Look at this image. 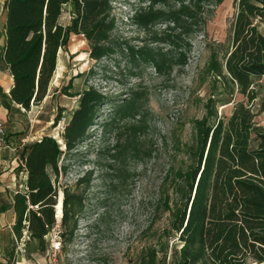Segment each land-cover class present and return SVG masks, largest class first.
Here are the masks:
<instances>
[{
	"label": "trees",
	"instance_id": "1",
	"mask_svg": "<svg viewBox=\"0 0 264 264\" xmlns=\"http://www.w3.org/2000/svg\"><path fill=\"white\" fill-rule=\"evenodd\" d=\"M224 1L136 0L125 19L147 36L142 45L132 46L128 39L114 35L118 28L115 0H4L0 70L10 72L13 86L9 93L0 86V103L9 113L24 116L32 104L45 101L61 51L67 50L72 34L86 37L90 58L96 61L126 55L136 65L152 66L160 74L186 66L193 38L206 33L211 13ZM68 4L71 23L64 25L60 17ZM235 15L229 48L222 58L218 51L212 52L202 71V82H210V96L203 117L192 120L196 133L188 153L192 162L175 173L172 183L177 198L171 204L168 199L164 202L170 215L165 239L142 250L134 264H264V126L255 124L253 108L259 97L254 77L264 78V0H237ZM236 94L243 99H235ZM139 95L115 99L93 85L85 88L63 128L65 148L50 135L22 143L24 131L16 137L7 133L20 160L16 172L27 173L26 189L15 192L12 204L17 239L27 232L34 251H48L57 223L60 157L90 139L91 129L107 118L106 107H113L103 122L106 134L125 119L142 116L137 110ZM221 95L228 103H236L228 117L218 110ZM260 108L264 111V99ZM58 115L55 123L61 120ZM141 127L133 126L134 133ZM254 133L256 147H252ZM133 141L126 147H132ZM121 154L124 151L112 156ZM92 180L88 170L77 185L88 187ZM62 193L60 237L67 244L80 226L79 215L86 203L83 193H69L67 187ZM170 240L174 241L171 247Z\"/></svg>",
	"mask_w": 264,
	"mask_h": 264
},
{
	"label": "rangeland",
	"instance_id": "2",
	"mask_svg": "<svg viewBox=\"0 0 264 264\" xmlns=\"http://www.w3.org/2000/svg\"><path fill=\"white\" fill-rule=\"evenodd\" d=\"M135 1L115 0L118 28L114 35L120 40L128 39L132 46H140L147 34L125 19L135 8ZM3 2L0 0L1 17L5 13ZM71 10L68 4L60 17L64 25L71 23ZM236 11L237 0H225L217 6L206 33L193 38L187 65L161 74L152 66L136 65L126 55L96 61L90 58L86 37L70 35L45 101L32 104L30 110L23 111L24 116H13L25 117L24 139L29 143L50 135L65 148L63 128L79 106L81 92L92 85L115 99L139 93L137 110L144 114L125 119L106 134L103 122L113 111L112 106L106 107L103 112L107 118L91 129L90 139L77 151L60 157L58 162L63 168L57 183V223L50 233L48 251L41 252L50 264H134L142 250L165 239L170 215L164 202L168 199L171 204L177 198L172 182L176 171L187 169L192 162L188 156L196 138L192 120L203 117L204 103L210 96V82H202V71L212 52L218 51L222 58L229 48ZM2 21L0 18V27ZM254 88L259 93L253 106L255 124L264 126V111L260 108L264 99L263 77H254ZM234 98L240 100L243 96L236 94ZM235 104L221 95L220 115L230 116ZM59 113L61 120L55 123ZM141 124L143 127L135 134L133 126ZM129 140H134L130 148L126 147ZM252 140V147H256L255 133ZM122 151L124 154L113 158ZM88 170H92L91 184L78 186V180ZM65 187L69 193H83L86 203L79 215L80 226L73 241L67 244L60 237ZM59 242L61 249L56 251ZM173 243L169 241L170 247ZM34 248L35 243L29 244L26 238L25 253Z\"/></svg>",
	"mask_w": 264,
	"mask_h": 264
},
{
	"label": "crops",
	"instance_id": "3",
	"mask_svg": "<svg viewBox=\"0 0 264 264\" xmlns=\"http://www.w3.org/2000/svg\"><path fill=\"white\" fill-rule=\"evenodd\" d=\"M1 15L2 12L0 18L4 20L5 13L3 17ZM12 83L13 77L10 72L0 70V86L4 88V91L9 93L13 86ZM15 114L9 113L0 103V120L5 123L6 131L12 137H16L24 129L25 117H13ZM12 144L13 142L9 144L10 148L2 151L0 159V264H50L44 253L34 250L25 253L17 249L18 239L13 229L16 214L12 204L14 194L19 187L23 185L24 188L21 190L26 189L27 173L24 170L16 172L20 160L16 151L11 149L14 148Z\"/></svg>",
	"mask_w": 264,
	"mask_h": 264
},
{
	"label": "built area",
	"instance_id": "4",
	"mask_svg": "<svg viewBox=\"0 0 264 264\" xmlns=\"http://www.w3.org/2000/svg\"><path fill=\"white\" fill-rule=\"evenodd\" d=\"M27 142V139H23L22 143ZM10 148L9 143L7 141V131H6V126L5 123L0 120V159H1V153L4 149ZM12 150L16 151V149L11 148ZM7 188H10V186H7ZM24 188L23 185L19 187V190ZM26 238H28L27 232L24 233L23 237L18 239V246L17 249L21 252H26ZM61 249V243H57L55 245V250H60Z\"/></svg>",
	"mask_w": 264,
	"mask_h": 264
}]
</instances>
